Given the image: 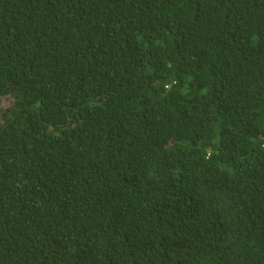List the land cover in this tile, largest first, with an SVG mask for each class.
<instances>
[{"label": "trees", "instance_id": "16d2710c", "mask_svg": "<svg viewBox=\"0 0 264 264\" xmlns=\"http://www.w3.org/2000/svg\"><path fill=\"white\" fill-rule=\"evenodd\" d=\"M0 264H264V0H0Z\"/></svg>", "mask_w": 264, "mask_h": 264}]
</instances>
